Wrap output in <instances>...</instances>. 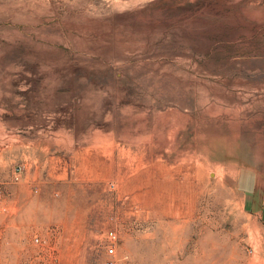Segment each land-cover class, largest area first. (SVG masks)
<instances>
[{
	"label": "rangeland",
	"instance_id": "1",
	"mask_svg": "<svg viewBox=\"0 0 264 264\" xmlns=\"http://www.w3.org/2000/svg\"><path fill=\"white\" fill-rule=\"evenodd\" d=\"M109 246L264 264V0H0V264Z\"/></svg>",
	"mask_w": 264,
	"mask_h": 264
},
{
	"label": "built area",
	"instance_id": "2",
	"mask_svg": "<svg viewBox=\"0 0 264 264\" xmlns=\"http://www.w3.org/2000/svg\"><path fill=\"white\" fill-rule=\"evenodd\" d=\"M110 234L112 236L114 235L113 232H111ZM106 251H107V254L111 257L110 259L107 260L106 264H112L113 263V257L115 255V247L109 246Z\"/></svg>",
	"mask_w": 264,
	"mask_h": 264
},
{
	"label": "bare ground",
	"instance_id": "3",
	"mask_svg": "<svg viewBox=\"0 0 264 264\" xmlns=\"http://www.w3.org/2000/svg\"><path fill=\"white\" fill-rule=\"evenodd\" d=\"M257 252V251H256ZM259 254V253H258ZM259 257V256H258ZM253 259V258H252ZM257 259V258H256ZM244 260V259H243ZM259 260V259H258ZM245 261V260H244ZM247 261V260H246ZM256 261V260H255ZM242 264V263H241ZM245 264V263H244ZM257 264H258V262H257ZM260 264V263H259Z\"/></svg>",
	"mask_w": 264,
	"mask_h": 264
}]
</instances>
